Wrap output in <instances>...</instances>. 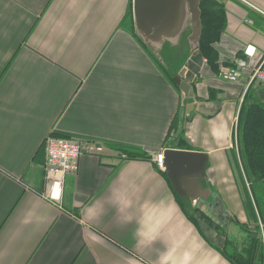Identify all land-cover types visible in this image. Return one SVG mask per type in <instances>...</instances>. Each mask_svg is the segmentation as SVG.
I'll return each instance as SVG.
<instances>
[{"label": "crops", "instance_id": "obj_1", "mask_svg": "<svg viewBox=\"0 0 264 264\" xmlns=\"http://www.w3.org/2000/svg\"><path fill=\"white\" fill-rule=\"evenodd\" d=\"M220 2L225 29L212 69L197 53L185 0L174 31L154 37L137 30L133 0H0V264H231L223 254L230 220L254 226L230 151L246 92L264 98V85L247 83L264 60V0ZM129 10L131 32L120 26ZM184 35L190 53L177 76L193 92L187 106L143 47L160 51ZM234 67L240 82L220 79ZM174 121L186 151L208 156L201 186L209 193L183 201L210 225L187 218L156 165L178 137L169 138ZM51 134L103 146L81 156L54 200L44 170ZM109 143L151 159H128Z\"/></svg>", "mask_w": 264, "mask_h": 264}, {"label": "trees", "instance_id": "obj_2", "mask_svg": "<svg viewBox=\"0 0 264 264\" xmlns=\"http://www.w3.org/2000/svg\"><path fill=\"white\" fill-rule=\"evenodd\" d=\"M199 11L201 28L197 50L207 65L216 69L218 56L215 45L219 42L225 29V10L220 1L199 0ZM120 26L130 32L133 30L130 10ZM187 43L188 35H184L177 46L166 42L159 51L162 61L151 53L146 44H142L145 50L150 52L165 78L174 85L173 78L177 76L190 53ZM251 90L252 88H249L246 92L239 111L235 135L237 150L230 151V161L235 173L238 174L237 184L241 188L244 211L254 226L251 227L248 222L240 224L235 218L230 220L228 228L231 225L236 229H231L234 230V233L229 237L227 228L225 244H227V248H230L223 249V254L231 264H262L264 256V215L261 212L260 197L258 196L259 186L264 191V98ZM178 128V122L174 121L169 129V137L174 133L178 137L174 142L167 139L166 145L168 147L171 145L173 149L188 150L189 146L183 139L182 131H179ZM108 145L125 154L128 159H151L138 148L112 143ZM163 174L166 176L165 172ZM176 197L190 221L197 223L198 219L203 224H212V220L201 209L192 206L188 201H183L178 196ZM216 229L218 230L220 227L216 226Z\"/></svg>", "mask_w": 264, "mask_h": 264}, {"label": "water", "instance_id": "obj_3", "mask_svg": "<svg viewBox=\"0 0 264 264\" xmlns=\"http://www.w3.org/2000/svg\"><path fill=\"white\" fill-rule=\"evenodd\" d=\"M184 0H133V14L139 33L147 37L169 34L175 29L176 12ZM189 4L192 19V30L199 37L200 11L199 0H185ZM174 19V20H173ZM176 22V23H175ZM147 45V44H146ZM149 50L160 59L159 51L147 45ZM198 48V42H197ZM198 51V50H197ZM199 53V52H197ZM160 61H162L160 59ZM174 83L184 95L183 105L193 104V92L189 84L179 76L173 78ZM162 167L173 192L182 200H195L194 196L207 195L208 190L201 184L206 181L208 156L206 154L178 149H166L162 154Z\"/></svg>", "mask_w": 264, "mask_h": 264}, {"label": "built area", "instance_id": "obj_4", "mask_svg": "<svg viewBox=\"0 0 264 264\" xmlns=\"http://www.w3.org/2000/svg\"><path fill=\"white\" fill-rule=\"evenodd\" d=\"M254 52L255 48L248 47L244 51V55L252 57ZM219 77L228 83H238L243 79V73L240 67H234L222 70ZM247 83L248 85H264V60L252 70ZM44 149L47 198L54 200L60 197L64 177L74 175L78 171L81 156L86 154L98 155L103 151V146L94 141L71 139L51 134L44 142ZM162 160L163 157L160 154L155 161L157 167L161 169ZM262 264H264V256Z\"/></svg>", "mask_w": 264, "mask_h": 264}, {"label": "rangeland", "instance_id": "obj_5", "mask_svg": "<svg viewBox=\"0 0 264 264\" xmlns=\"http://www.w3.org/2000/svg\"><path fill=\"white\" fill-rule=\"evenodd\" d=\"M236 126H237V123H236ZM234 134L236 135V127H235V132H234ZM173 135V137L174 136H176L175 135V133L174 134H172ZM171 135V136H172ZM171 136L169 137V138H171ZM169 141H170V139H169ZM171 142V141H170ZM233 176H234V180H235V182L237 183L238 181H237V179H238V174H236L235 172H233ZM264 191H263V189L259 186L258 187V196L260 197V208H261V212H262V214L264 215ZM232 234V231L231 232H229V235H231Z\"/></svg>", "mask_w": 264, "mask_h": 264}]
</instances>
